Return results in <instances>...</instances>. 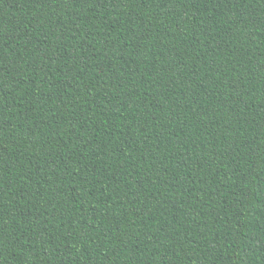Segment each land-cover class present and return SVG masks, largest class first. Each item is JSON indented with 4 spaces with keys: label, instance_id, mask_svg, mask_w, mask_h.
I'll list each match as a JSON object with an SVG mask.
<instances>
[{
    "label": "trees",
    "instance_id": "trees-1",
    "mask_svg": "<svg viewBox=\"0 0 264 264\" xmlns=\"http://www.w3.org/2000/svg\"><path fill=\"white\" fill-rule=\"evenodd\" d=\"M0 264H264V0H0Z\"/></svg>",
    "mask_w": 264,
    "mask_h": 264
}]
</instances>
